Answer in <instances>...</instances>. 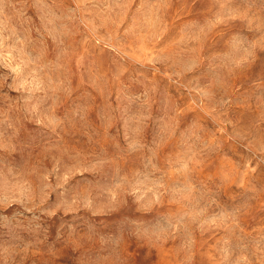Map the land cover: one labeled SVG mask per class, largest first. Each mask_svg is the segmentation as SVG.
<instances>
[{"label":"rangeland","instance_id":"374dc122","mask_svg":"<svg viewBox=\"0 0 264 264\" xmlns=\"http://www.w3.org/2000/svg\"><path fill=\"white\" fill-rule=\"evenodd\" d=\"M0 264H264V0H0Z\"/></svg>","mask_w":264,"mask_h":264}]
</instances>
